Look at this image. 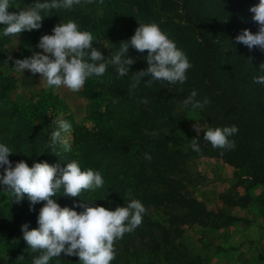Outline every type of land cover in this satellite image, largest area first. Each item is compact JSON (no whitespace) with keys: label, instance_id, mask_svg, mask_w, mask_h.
<instances>
[{"label":"rangeland","instance_id":"374dc122","mask_svg":"<svg viewBox=\"0 0 264 264\" xmlns=\"http://www.w3.org/2000/svg\"><path fill=\"white\" fill-rule=\"evenodd\" d=\"M199 1L214 27L258 32L250 12L256 0H242V8H238L237 0ZM35 2L10 0L8 11L18 13ZM161 2L104 0L101 5L99 0L91 4L82 0L71 10L42 12L39 30L9 37L3 36L6 26L0 24V143L10 148L11 162H31L33 154L37 162L32 163L65 168L76 161L82 171L101 172L104 185L95 192L83 191L71 198L63 196L61 190L54 199L62 208L80 213L84 209L77 205L86 203L115 211L131 199L144 205L142 224L117 240L114 264H264V183L259 180L264 173V107L259 105V93L250 101L256 112L249 117L251 126L246 124L249 129L238 128V133L229 137L235 148L228 152L238 161L231 164L207 150L197 155L193 152V139L206 145V129L197 133L194 125L199 121L202 127H211L200 109L193 111L182 103L152 108L156 98L142 102L145 98L140 82L145 77L136 88L131 85L136 72L147 70V51L139 53L130 48L128 56L135 63L129 66V75L119 77L109 65V72L89 78L79 92L63 87L49 89L40 74L14 69V60L42 53L37 47L41 37L54 34L55 26L68 21H74L80 31L92 33L93 47L110 57L121 42H130L140 23L157 24L174 42L171 35L179 34L172 17L178 3ZM160 4L162 11L156 15L152 7ZM177 48L188 55L184 45L178 43ZM262 55L264 51L257 47L238 58L244 60L243 78L254 81L261 76L256 61ZM56 119L72 125L70 137L62 133L69 139L70 151L59 142L50 146ZM122 140L127 147L116 145ZM178 150L182 153L175 155ZM247 153L261 159L244 162ZM145 154L151 156L150 161ZM3 191L0 185V264H33L39 253L32 252L23 239L22 226L38 228L45 202L32 206L26 194L17 201ZM61 256L49 264H80L78 256Z\"/></svg>","mask_w":264,"mask_h":264},{"label":"clouds","instance_id":"9594fccd","mask_svg":"<svg viewBox=\"0 0 264 264\" xmlns=\"http://www.w3.org/2000/svg\"><path fill=\"white\" fill-rule=\"evenodd\" d=\"M83 2L91 4L94 0ZM81 3L82 0H36L28 9L10 13V0H0V24L6 26L2 34L9 37L24 31L39 30L44 20L42 12L71 10ZM99 3L103 5L104 0H99ZM250 12L254 14L253 22L259 26L258 32L253 34L250 30H244L236 37V42L250 50L259 47L264 51V0H259V4L251 7ZM53 33L41 37L37 47L42 49V53L34 52L29 58L14 60L16 72L28 70L32 74H40L41 80L52 90L63 87L79 92L89 78L104 76L109 65L115 68L119 77L129 75V66L135 63L128 56L130 48L139 53H148L145 58L148 68L134 74L133 89L146 76L151 77L146 83L148 87L156 81L170 85L183 84L187 80L186 72L192 67L184 52L155 23H140L130 42H121L119 50L107 58L93 47L92 33L80 31L74 21L55 26ZM260 69L264 71V64ZM254 82L264 84V75L255 77ZM197 95L193 90L184 99L183 106H190L195 111L210 103L207 98L203 102L197 100ZM142 102L147 103V100ZM53 123L56 130L50 135V146L59 142L65 151H70L69 139L62 133L70 137L72 125L63 119H56ZM204 129L203 139L210 142L213 148H235V143L229 137L238 133L236 126L213 129L207 124L202 127L199 121L194 125L197 133ZM198 141L193 139L191 145L197 152L200 151ZM11 154L10 148L0 143V169H3L0 185L3 192L12 194L17 201L23 200L26 194L32 206L45 202L39 212L38 228L29 230L28 224L22 226L23 239L32 252L39 253L33 259V264H49L61 253L78 256L80 264H111L116 256L115 242L142 224L146 213L144 205L139 200L131 199L125 207H117L115 211L86 203L77 205L84 209L80 213L62 208L54 199L61 190L63 196L71 198L79 197L83 191L95 192L104 185L101 172L92 169L82 171L76 161L68 163L65 168L51 166L47 162L34 163L29 167L23 161L13 167L9 160ZM145 159L150 161L151 156L145 154Z\"/></svg>","mask_w":264,"mask_h":264},{"label":"trees","instance_id":"16d2710c","mask_svg":"<svg viewBox=\"0 0 264 264\" xmlns=\"http://www.w3.org/2000/svg\"><path fill=\"white\" fill-rule=\"evenodd\" d=\"M171 1H173L174 5L178 3L176 9H174L172 18L174 19V25L178 26L174 28L177 29L179 35H171L172 38H170L175 40L176 46L178 43L180 46H185L188 53L187 56L192 58L189 60L192 70L186 72L187 80L183 84L170 85L167 82L156 81L151 87H148L146 83L151 77H145L140 82L143 88V98L149 102L153 98H156L154 105L151 106L152 108H166L169 104H183L184 99L195 90L198 94L197 100L203 102L207 98L210 101L200 111L206 119L210 120L211 128L231 127L236 124V127L242 131L248 130L251 126V119L249 117L256 112V110L252 109L255 104L250 101L254 100V94L259 93L261 98L259 105L261 108L264 107V84H258L248 77H242V74L245 73L243 70L244 60H238V58L255 49L250 50L245 45L236 42V37L244 31V28L226 27L222 29L214 27L213 23L208 21L207 15H204L206 11L199 0ZM237 1L239 2L238 8H242L243 1ZM256 1V5H258L259 0ZM161 4L158 7H152L154 14L159 15L161 13ZM251 32L256 34L257 30H252ZM103 55L106 58L110 57L107 53ZM253 55L256 56L257 51ZM256 62L259 64L257 73L261 76L264 75V71L260 69V66L264 64L263 55ZM147 68L148 64L145 66V69ZM107 71L109 72L108 69ZM150 104L152 105V102ZM250 105L253 106L251 107ZM119 144H122V148L127 147L123 140L116 143V145ZM199 148V152L193 150L196 155L202 154V150H207V152L217 155L231 164H237L238 162L236 157L228 152V149H215L210 142L206 141V145L203 143L199 144ZM120 152L122 153L123 149ZM181 153L178 150L175 155H180ZM251 153L245 155L246 160L244 162L257 163L261 158L258 155L252 157ZM32 161L37 162L33 154ZM32 161L26 162L29 167L34 165L35 162L32 163ZM18 162L20 160L15 159L12 162L13 167ZM2 172L3 169H1L0 174ZM259 180L264 183V173L259 175ZM116 242L115 248L117 249ZM25 257L29 258L27 255ZM60 258L63 257L60 255ZM112 262L111 264H114Z\"/></svg>","mask_w":264,"mask_h":264}]
</instances>
